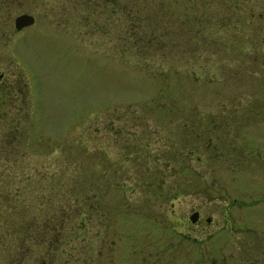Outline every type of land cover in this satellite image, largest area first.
Returning <instances> with one entry per match:
<instances>
[{
	"label": "rangeland",
	"instance_id": "1",
	"mask_svg": "<svg viewBox=\"0 0 264 264\" xmlns=\"http://www.w3.org/2000/svg\"><path fill=\"white\" fill-rule=\"evenodd\" d=\"M0 264H264V0H0Z\"/></svg>",
	"mask_w": 264,
	"mask_h": 264
},
{
	"label": "water",
	"instance_id": "2",
	"mask_svg": "<svg viewBox=\"0 0 264 264\" xmlns=\"http://www.w3.org/2000/svg\"><path fill=\"white\" fill-rule=\"evenodd\" d=\"M32 23H33V18L27 14L17 15L13 19V27H14V30L16 31L22 29L23 27H27L31 25ZM195 218H196V213H193L189 216V219L192 222Z\"/></svg>",
	"mask_w": 264,
	"mask_h": 264
},
{
	"label": "flooded vegetation",
	"instance_id": "3",
	"mask_svg": "<svg viewBox=\"0 0 264 264\" xmlns=\"http://www.w3.org/2000/svg\"><path fill=\"white\" fill-rule=\"evenodd\" d=\"M193 212H196V211H193ZM207 221H208V219H207ZM199 222V217H198V213L196 212V218H195V220L193 221V225H196L197 223Z\"/></svg>",
	"mask_w": 264,
	"mask_h": 264
}]
</instances>
